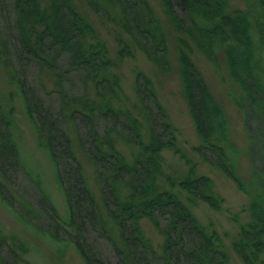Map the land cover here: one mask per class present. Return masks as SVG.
<instances>
[{
	"label": "trees",
	"instance_id": "obj_1",
	"mask_svg": "<svg viewBox=\"0 0 264 264\" xmlns=\"http://www.w3.org/2000/svg\"><path fill=\"white\" fill-rule=\"evenodd\" d=\"M103 24L114 25L119 59L143 53L163 71L171 70L169 45L148 0H84ZM178 38V63L185 99L200 145L194 151L251 196L250 221L241 225L233 248L244 264H264V1L258 8L231 11L230 0H162ZM14 34L0 35V65L9 69L24 99L40 145L56 166L69 218L64 221L42 189L35 208L20 195L26 173L12 133L11 117L0 106V200L26 225L56 243H70L85 264H230L221 237L208 233L175 190L188 203L202 201L220 211L207 176L181 152L178 130L170 122L153 81L135 77L136 103L120 101V78L106 40L74 0H13ZM200 52L220 70V54L235 90L232 103L241 110L249 138L252 179L238 172L240 151L232 142L227 117L192 58ZM17 61L18 67L15 65ZM67 61L64 69L61 61ZM49 72L59 87L61 108L54 114L32 87L30 68ZM78 74L91 88L81 97L63 89L66 75ZM106 123L103 131L101 123ZM95 170L99 203L87 184L73 138ZM134 148L127 158L119 145ZM165 151L188 167L181 179L164 173ZM27 175V173H26ZM166 184L169 189H166ZM19 207V209H18ZM149 220L163 237L160 248L146 238ZM104 242L113 253H99ZM27 253L17 237L0 225V264H20Z\"/></svg>",
	"mask_w": 264,
	"mask_h": 264
},
{
	"label": "rangeland",
	"instance_id": "obj_2",
	"mask_svg": "<svg viewBox=\"0 0 264 264\" xmlns=\"http://www.w3.org/2000/svg\"><path fill=\"white\" fill-rule=\"evenodd\" d=\"M261 1L264 0H230V10L255 11ZM148 2L168 41L169 60L171 61L170 71L159 69L139 51H136L131 58L119 59L117 55L118 45L113 38L114 25L112 23L103 24L99 17L87 7L84 0H74L79 10L93 24L102 39L107 41L111 49V57L115 64L112 72L119 76L122 88L119 102L129 108L136 103L134 86L137 73H144L155 84L157 94L169 120L179 132L178 145L181 152L196 165L200 175L211 179L216 195L222 198L224 203L221 210L216 211L202 201L188 203L187 195L184 192L179 189L175 191L180 194L207 232L216 233L221 237L230 264H244L234 251L233 245L238 237L240 226L250 221L248 206L251 196L240 191L233 181L219 169L204 162L194 151L200 145V139L196 133L181 83L178 63L179 35L167 16L162 0H148ZM13 25V0H0V35L4 40L9 41L13 36ZM192 58L225 112L231 140L240 151L238 172L243 181L250 184L252 167L248 157L249 138L245 128L244 115L230 99V93L236 88L228 76L224 65V56L220 54V70L196 50L193 51ZM14 60L16 67H18L15 57ZM65 61L67 59L61 61L62 69L67 65ZM28 78L32 87L42 97L46 105L52 109L54 114L58 115L61 100L57 80L49 72H39L35 67L29 69ZM64 81L62 87L69 96L81 97L87 90H90L89 94L95 97L94 91L84 86L81 75H66ZM0 106L3 112L11 117L12 133L18 145L22 163L26 167L27 175L25 173L22 180H20V195L24 196L27 199L26 201L36 208L43 189L60 217L67 221L69 218L68 204L63 189L57 180L56 166L50 154L39 143L37 131L29 119L17 82L14 80L11 71L2 65H0ZM104 126H106V123L102 122L101 131H103ZM70 133L74 141L76 154L84 168L87 184L100 203L101 196L96 183L94 166L80 150L72 126H70ZM119 146L127 158L132 157L136 151L134 148L125 147L121 144ZM163 157L164 173L176 180L181 179L186 174L188 167L179 156L171 151H165ZM165 187L169 189V185L166 184ZM0 225L6 236L17 237L25 244L27 253L20 264H85L73 245L62 242L56 243L48 236L26 225L1 200ZM142 229L146 238L155 247L160 248L163 244V237L154 225L145 219L142 221ZM98 249L104 259L108 262H114L113 253L104 242L99 243Z\"/></svg>",
	"mask_w": 264,
	"mask_h": 264
}]
</instances>
